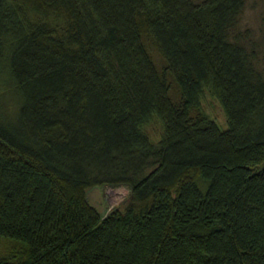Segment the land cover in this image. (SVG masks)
<instances>
[{"label": "trees", "instance_id": "16d2710c", "mask_svg": "<svg viewBox=\"0 0 264 264\" xmlns=\"http://www.w3.org/2000/svg\"><path fill=\"white\" fill-rule=\"evenodd\" d=\"M247 1L0 0V264H264Z\"/></svg>", "mask_w": 264, "mask_h": 264}, {"label": "rangeland", "instance_id": "374dc122", "mask_svg": "<svg viewBox=\"0 0 264 264\" xmlns=\"http://www.w3.org/2000/svg\"><path fill=\"white\" fill-rule=\"evenodd\" d=\"M256 7L252 6V0H248L241 17V25L256 30L258 18ZM174 95V94H173ZM213 115L219 121L222 114L217 107H213ZM128 188L125 185L119 186H92L85 191L87 200L100 214H105L110 208L121 204L127 194Z\"/></svg>", "mask_w": 264, "mask_h": 264}]
</instances>
